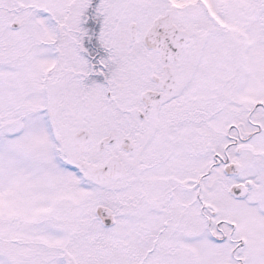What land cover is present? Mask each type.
I'll use <instances>...</instances> for the list:
<instances>
[{
  "label": "snow or ice",
  "instance_id": "1",
  "mask_svg": "<svg viewBox=\"0 0 264 264\" xmlns=\"http://www.w3.org/2000/svg\"><path fill=\"white\" fill-rule=\"evenodd\" d=\"M0 264H264V0H0Z\"/></svg>",
  "mask_w": 264,
  "mask_h": 264
}]
</instances>
